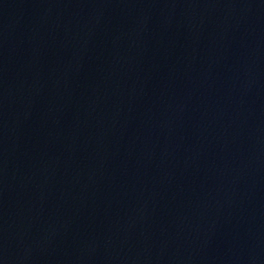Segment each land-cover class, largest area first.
I'll list each match as a JSON object with an SVG mask.
<instances>
[{
  "label": "water",
  "instance_id": "95a60500",
  "mask_svg": "<svg viewBox=\"0 0 264 264\" xmlns=\"http://www.w3.org/2000/svg\"><path fill=\"white\" fill-rule=\"evenodd\" d=\"M0 264H264V0H0Z\"/></svg>",
  "mask_w": 264,
  "mask_h": 264
}]
</instances>
